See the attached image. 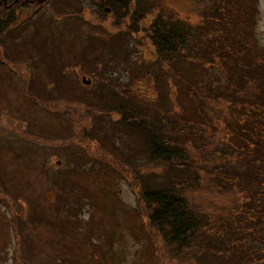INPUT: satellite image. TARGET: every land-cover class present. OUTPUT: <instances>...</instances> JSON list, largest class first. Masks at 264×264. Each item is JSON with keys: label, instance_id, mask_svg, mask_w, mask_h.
I'll return each mask as SVG.
<instances>
[{"label": "trees", "instance_id": "1", "mask_svg": "<svg viewBox=\"0 0 264 264\" xmlns=\"http://www.w3.org/2000/svg\"><path fill=\"white\" fill-rule=\"evenodd\" d=\"M6 1L19 5L34 0ZM59 1L73 4V0ZM192 1L195 3L188 10L198 17L195 22L187 13L186 17L181 15L175 7L168 9L164 0H93L100 7H110L117 24L112 28L104 27V32L71 28L69 46L50 29L40 46L55 64H60L54 72L59 85L67 67L66 62H62L65 49L80 64H85L89 57L99 61L94 67L99 75L90 70L91 67H81L79 72L80 77L83 73L90 74L95 82L85 84L79 80L99 100L97 105L91 104L90 112L102 116L111 113L108 115L111 118L102 120L109 121L110 130L100 140L110 141L107 144L113 154L122 155L120 158L104 155L107 150L103 144L105 151L98 148L95 154L106 163H112L114 169L138 189L135 209L138 216L132 218H139L140 222L143 217L147 219L144 221L149 231L145 236L146 252L161 258L154 264H161V260L166 264H175L178 260L211 264L210 258L215 257L222 264H264V45L259 46L255 28L260 0ZM0 6L3 10L1 27L4 15H10L9 18L12 15L8 14L4 2ZM153 13V21L144 30L154 49L151 54L138 55L131 62L134 46H137L134 34L142 30L138 22ZM45 18L41 13L33 20L37 28L35 37L28 39L27 36L41 53L34 38L42 31ZM63 23L66 27L69 21ZM27 28L24 26L18 35L21 43L16 44L13 51H21L22 36ZM12 37V34L4 36L3 51L14 44ZM52 47L56 53L50 52ZM8 55L11 56V52ZM35 61V57H31L28 63L32 71L37 67ZM125 63L133 65L129 74L132 79L141 80L148 75L151 87L139 90L116 81L112 73L119 66V70H126ZM176 93L182 98L172 104ZM139 97L145 101L144 106L134 104ZM29 98L47 109L59 103L57 98L47 99V102L32 94ZM67 100L61 99L68 106L88 104ZM211 135L216 136L212 139ZM127 137L139 142L135 146L126 143L124 147L116 144ZM79 140L87 142L86 138ZM135 151L138 158L129 162ZM29 152L32 157L37 154L35 150ZM57 168L59 172L61 168ZM71 173L77 171L71 170ZM77 186L75 183L71 188L72 193ZM6 189L4 183L1 184L0 195L14 202L13 192ZM212 197L217 205L211 204ZM205 198L207 204L203 201ZM74 200L79 202L78 198ZM62 203V206L67 204ZM94 203L104 210L97 200ZM76 209L81 211L82 206L76 208L72 204L65 220L54 219L49 214L43 221L67 233L71 230L68 225L77 221H70L74 213L79 214ZM134 228L133 225V231ZM67 250V246L56 249L58 264H85ZM103 250L98 246L92 253L97 258L105 257L107 251L103 254ZM136 251L139 253L142 249Z\"/></svg>", "mask_w": 264, "mask_h": 264}, {"label": "rangeland", "instance_id": "2", "mask_svg": "<svg viewBox=\"0 0 264 264\" xmlns=\"http://www.w3.org/2000/svg\"><path fill=\"white\" fill-rule=\"evenodd\" d=\"M164 1L168 9L175 7L181 15L186 17L187 13L193 19L192 21L195 22L198 19L188 10L195 3L192 0ZM259 7L258 23L255 28L259 37L260 44H258L262 47L264 45V0H260ZM107 9H110V12ZM114 9L124 11L117 7ZM111 10L110 7L106 9L100 7L93 3V0H73L72 5H65L59 0L40 2L34 0L27 4H19L14 11L12 10L10 18V15H4L2 19L4 23L0 27V185L4 183L7 187L6 191L13 192L15 203L9 202L3 195H0V264H58L59 260L55 259V252L58 247L63 246H67V252H72L77 260L85 264H154L155 261L161 259L159 256L149 255L146 252L145 236L149 231L144 226V221L147 219L143 217V222H140L139 218L135 220L132 218L138 216L135 211L138 207V189L131 185L123 173L115 170L112 163H106L100 155L95 154L99 148L101 151H109L104 154L108 157L115 155L120 158L122 155L113 154L110 144H107L111 143L110 141L100 140L106 137L110 130L107 125L109 121L104 123L102 120L110 117L108 115L111 113H105L102 116L90 112L89 109L93 107L91 104L97 105L99 100L89 88L80 84L79 80L81 67L84 69L91 67L90 70L94 71L99 61L94 57H89L91 59L85 64H80L74 55L65 49L62 62H66L67 67L63 73L64 78L61 79V85H59L54 72L60 64H55L40 46L50 29L51 33L54 30L56 38L69 46L71 38L69 29L71 28L78 27L82 32L91 30L104 32V27L112 28L117 24V18L113 17ZM41 13L46 18L42 21L43 29L36 34L34 42L41 47L42 53L27 40V36L28 39L35 37L34 32L37 28L33 20L37 19ZM154 17L153 13L147 16V19L139 20L138 24L142 30L134 34L137 46L135 45L136 49L134 46L135 55L130 58L131 62H134L138 55H145L149 52L151 54V50L154 49L144 30ZM65 21H69L66 27L63 23ZM24 26L28 28L22 36L24 41L20 47L21 51H13L16 44L21 43L18 35ZM59 29L66 30L60 31ZM60 33L61 37H59ZM11 34L14 44L7 47L9 52L3 51L1 45H4V36ZM53 47L50 52L56 53ZM75 49L80 50L76 46ZM10 52L11 56L8 55ZM31 57L36 59L37 67L34 71L37 72L32 71L28 65L17 68L18 71L15 68L8 70L12 63L13 65H25L23 61H29ZM92 59L95 61L92 62ZM15 61L21 62L16 64ZM125 64L126 70L124 68L119 70V66L112 73L115 74L113 78H117L116 81L125 83V87L139 90H147L151 87L152 82L147 78L148 75L142 77L141 80L132 79L129 74L130 67L133 65ZM94 72L99 75L96 71ZM93 81L95 82V78ZM127 83L130 85H126ZM97 90L93 92L96 93ZM30 94L45 102L48 101L47 99L57 98L59 103L52 106L56 109L43 108L29 98ZM176 94V100H173L172 104L182 98V96L179 97L180 93ZM63 98L69 99L67 101H86L85 103L88 102V104L87 106H68L61 101ZM134 104L144 106L146 103L139 97L134 100ZM88 110L90 113L87 112ZM114 115L117 116V114ZM118 117L120 118V115ZM110 136L112 138V135ZM215 136L211 135L212 139ZM82 138H86L87 142H81L79 139ZM131 141L134 142L131 143ZM137 142L139 139L129 140L127 137L125 141L116 142V144L122 147L126 143L135 146ZM34 150L37 154L32 157L29 151ZM130 152L132 153L131 149ZM137 158V151H135L129 162ZM57 160H62V163L56 164ZM74 166L77 169L73 168ZM57 167L61 168L59 172ZM47 170L49 173L46 172ZM71 170L77 173L70 175ZM60 172H62L61 176ZM54 174L57 177L53 178ZM75 183L79 187L77 186L72 193L71 188ZM48 191L53 192L52 198H47ZM74 197L78 198L79 202L75 201ZM2 198L5 201H2ZM95 200L97 204L104 207V210L94 206ZM203 201L207 204V198ZM62 202L67 204L62 206ZM210 202L212 205H217L214 197L210 199ZM72 204L76 208L81 205L82 209L81 211L76 209L81 212L79 214L73 211L75 215H72L73 220L70 221H77L68 225L71 230L67 233H62L59 230L61 227H52L43 221L49 214L54 219L65 220L66 212ZM92 218L93 221H91ZM91 233L93 234L90 235ZM18 234L21 235L20 238L17 237ZM98 246L104 249L103 254L107 251L105 257L97 258L92 253ZM137 249H142V251L138 253ZM210 259L211 264H215L216 261L217 264H222L217 257H215L216 261L213 258ZM161 264L166 263L161 260ZM175 264L195 263L178 260Z\"/></svg>", "mask_w": 264, "mask_h": 264}, {"label": "water", "instance_id": "3", "mask_svg": "<svg viewBox=\"0 0 264 264\" xmlns=\"http://www.w3.org/2000/svg\"><path fill=\"white\" fill-rule=\"evenodd\" d=\"M82 82L85 84H91V79L89 78V76L83 74L82 75ZM61 160L57 161V164H60ZM47 196L48 198H52L54 196V194L52 192H47Z\"/></svg>", "mask_w": 264, "mask_h": 264}, {"label": "flooded vegetation", "instance_id": "4", "mask_svg": "<svg viewBox=\"0 0 264 264\" xmlns=\"http://www.w3.org/2000/svg\"><path fill=\"white\" fill-rule=\"evenodd\" d=\"M27 0H25L24 2H26ZM32 1V0H31ZM36 2L38 1V0H35ZM1 2H4L5 3V5L7 6V11H8V14L9 13H11L10 11H11V8H14V7H16V6H18V5H15L14 3H8V1H6V0H0V3ZM28 3H30V2H28ZM1 11H3L2 10V8H1V6H0V12Z\"/></svg>", "mask_w": 264, "mask_h": 264}]
</instances>
